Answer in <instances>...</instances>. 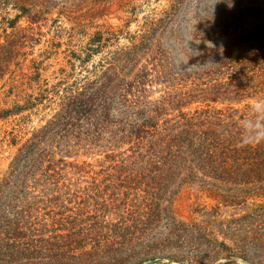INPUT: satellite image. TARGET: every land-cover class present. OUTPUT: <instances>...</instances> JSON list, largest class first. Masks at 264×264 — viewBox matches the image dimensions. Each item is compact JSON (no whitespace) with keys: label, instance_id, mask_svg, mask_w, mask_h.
Wrapping results in <instances>:
<instances>
[{"label":"rangeland","instance_id":"374dc122","mask_svg":"<svg viewBox=\"0 0 264 264\" xmlns=\"http://www.w3.org/2000/svg\"><path fill=\"white\" fill-rule=\"evenodd\" d=\"M142 74L151 101L199 92L235 74L231 91L242 85L247 98L187 100L168 107V116L228 107L250 113V105L264 98V86H257L264 84V0H0V248L22 237L44 239L52 255L65 253L47 264H112L107 255L133 250L138 257L129 264L158 258L157 264H193V255H203L196 248L207 250L211 238L237 255L205 264H264V249L249 245L251 237L264 238V215L251 233L233 228L234 220L264 204V191L227 206L183 187L156 207L143 191L166 189L167 181L145 171L135 141L123 138V109L115 96L102 128L87 119L51 125L57 113L65 115L68 90L98 86L107 77L126 88ZM39 130L45 135L33 146ZM41 152L45 162L36 167ZM175 182L168 191L177 189L179 178ZM164 207L207 233L175 232ZM133 211L146 222L135 233H82L94 220L115 223ZM100 252L106 255H89Z\"/></svg>","mask_w":264,"mask_h":264},{"label":"trees","instance_id":"16d2710c","mask_svg":"<svg viewBox=\"0 0 264 264\" xmlns=\"http://www.w3.org/2000/svg\"><path fill=\"white\" fill-rule=\"evenodd\" d=\"M214 73L211 72L212 75ZM114 79L115 77H107L106 82H101L98 86L94 82H89L81 89L68 90V95L62 97L65 102L63 106L65 115L57 113L51 125H56V121L63 123V120L68 119H87L89 122L92 121L91 123L96 127L102 128L109 122L110 105L114 102L113 97L115 96L123 109L124 116L120 118L124 128L120 130V133L124 132L123 138L128 136L135 141L137 155L140 158L138 162L144 166L145 171L155 175L159 183L167 181L166 189L157 187L143 191V198L148 199L147 202H152L156 207L161 206L164 201L168 202L164 199L165 195L171 193L172 198L183 187L196 189L198 192L204 191L207 197L227 206H238L251 197L263 195L261 193L264 191V143L255 146H238L239 122L251 113H241L239 109L228 107L226 109H197L193 113L181 111L177 116H168V107L174 105L177 109V106L187 100L203 102L216 101L223 97L229 99L227 101H230V98L232 100L247 98L250 94L242 85L236 91H231L233 87L231 81L237 79L235 74L226 82L214 79L208 88L199 87V92L194 89L178 97L165 94L152 101L145 96V74L140 75L134 82L126 84V88H122L121 83H118L120 81L114 82ZM257 86L261 88L264 84L258 82ZM116 122L121 124V121ZM44 135V130H39L32 140V145L39 144ZM45 158L46 154L41 152L39 157L34 159L36 167L42 165ZM43 174L47 175L45 172ZM178 178L179 183L176 184L178 190L168 191V184H173ZM223 187L227 188L222 189ZM162 209L166 218L172 223V229L175 232L193 233L194 231L195 233V230H199L201 233H207V228L203 229L196 223L178 221L168 207ZM213 211L215 212L216 209ZM132 213L135 212H130L129 217L123 215L115 223L94 220L84 226L82 233H135L133 230H136L139 225L144 226L146 222L133 218ZM263 215L264 204H257L249 213L234 220L233 228L251 233L253 222ZM40 230V228L37 229L38 232ZM21 233L26 232L22 230ZM119 234L116 239L120 237L125 242L136 240L135 237ZM110 237L114 236L110 235ZM261 238L251 237L253 241L250 239L249 245L257 250L264 249V238ZM246 239L249 240L248 235ZM44 243V239H33L30 242L17 237L0 248V261L5 264H47V259H62L65 256L63 252L52 255L47 251ZM206 245L207 250H203L200 246L196 248L203 255H193L191 257L193 264H205L209 259L214 263L221 256L237 255L233 253L235 251L229 249V246L223 242L219 243L217 239L208 238ZM138 252L133 250L118 258L116 257L117 252L107 256L111 258L112 264H129L136 260ZM103 254L106 255L105 252L89 253L90 256L95 257ZM233 263L235 261L229 260L225 264Z\"/></svg>","mask_w":264,"mask_h":264},{"label":"clouds","instance_id":"9594fccd","mask_svg":"<svg viewBox=\"0 0 264 264\" xmlns=\"http://www.w3.org/2000/svg\"><path fill=\"white\" fill-rule=\"evenodd\" d=\"M250 116L239 122L240 136L238 146H255L264 143V98L250 105Z\"/></svg>","mask_w":264,"mask_h":264},{"label":"water","instance_id":"95a60500","mask_svg":"<svg viewBox=\"0 0 264 264\" xmlns=\"http://www.w3.org/2000/svg\"><path fill=\"white\" fill-rule=\"evenodd\" d=\"M161 261H162V259L158 258V259H154V260H150V261L144 262L143 264H157V263H159Z\"/></svg>","mask_w":264,"mask_h":264}]
</instances>
